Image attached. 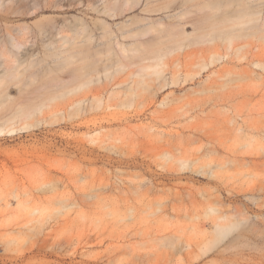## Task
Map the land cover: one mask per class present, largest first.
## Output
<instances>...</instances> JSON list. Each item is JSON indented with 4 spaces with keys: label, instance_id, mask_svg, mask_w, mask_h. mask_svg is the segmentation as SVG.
Masks as SVG:
<instances>
[{
    "label": "rangeland",
    "instance_id": "rangeland-1",
    "mask_svg": "<svg viewBox=\"0 0 264 264\" xmlns=\"http://www.w3.org/2000/svg\"><path fill=\"white\" fill-rule=\"evenodd\" d=\"M114 1L38 0L35 9L34 0H0V38L9 26L30 24L35 38L20 53L44 59L34 68L37 77L9 78L5 100L15 108L48 101L26 122L11 125L10 114L0 113V264H199L187 251L177 253L170 238L212 234L216 220L247 218L263 233L208 264H264V30L250 23L233 29L228 21L223 29L233 30L231 41L214 32L217 17L245 9L261 10L264 27V0H140L111 16ZM9 7L24 12L8 14ZM49 19L68 25L63 34L86 29L61 57L49 56L44 44L60 37L56 29L39 33L37 22ZM133 19L173 23L183 45L158 28L123 38L119 27ZM104 25L116 33L114 54H107ZM89 35L88 55L101 73L86 93L60 96L64 85L74 86L71 72L82 56L76 50L82 39L88 45ZM118 38L129 46L144 43L148 49L139 50L148 55L168 40L166 54L126 56ZM149 64L162 74L143 69ZM45 82L35 94L33 87ZM52 93L58 97L49 100ZM83 94L91 101L79 107ZM210 205L216 210L207 215ZM4 238L14 240L5 246Z\"/></svg>",
    "mask_w": 264,
    "mask_h": 264
},
{
    "label": "bare ground",
    "instance_id": "bare-ground-1",
    "mask_svg": "<svg viewBox=\"0 0 264 264\" xmlns=\"http://www.w3.org/2000/svg\"><path fill=\"white\" fill-rule=\"evenodd\" d=\"M4 1H6V0H4ZM9 1L14 2L15 0H9ZM139 1L140 0H115L114 4L109 7L110 11L113 10V13H110V15L111 16L118 15L119 12H123L125 10L124 6L131 5V7H133ZM167 4H166V6H168ZM33 6H34L33 8H35V9L40 6V3L38 2V0H34ZM162 7H165V5ZM158 9H161V7L150 8L148 10H150V11L155 10L156 11ZM21 12H24V11H22L20 9H18V10L17 9H11V7H9L7 9L6 13L12 15V14L21 13ZM261 12H262L261 10L260 11L259 10L248 11L245 9V11H239V13H237V15L235 14L236 16L226 15V16H228V18L222 17V16H221V18L217 17L218 24L214 26L215 27L214 32L218 33L219 35H222L223 33H225L226 37L231 41L233 39V34H234L233 30L230 29L228 31H225L223 29V25L226 24L228 21L234 22L233 26H232L233 29H238V28L243 29L244 26L247 25V23L248 24L250 23L251 24L250 27H253V28L254 27H260L262 30H264V27H261V23H260ZM233 17H235L236 19H234ZM49 21H50L49 24H41V23L39 24V22L36 21L39 25V28H38L39 33H41L43 36L46 33L51 32L53 29H56L57 35H60V37L52 38V40L49 42L44 41L45 47L48 46L47 49H49V48L51 49L49 56L50 55H54V57L63 56V53L67 51V49L66 50L64 49V48H66L65 45H67V44H70V45H72V47L75 48L77 45L75 46L74 40L79 37V35L82 31L86 30L84 28H83L84 30L83 29L80 30V29H74L72 27H69V29L72 30L73 34H63L65 27H68V25H62L60 27V25L58 24L57 21L52 20V19H49ZM174 23H177V22H174ZM252 23H253V25H252ZM169 24L171 26L174 25L173 23L172 24L169 23ZM167 25L168 24H166L164 22H158V24L145 22V24H143V23H141V20L133 19L130 24H122L119 27V30L121 31L123 38H125L127 36H133L135 38H140L142 36H144V37L146 35L148 36V33L150 35V32H152L154 29L158 28L159 31L162 32V35L165 36L167 39H169V41L174 40L175 44H177L176 46H178V45L182 46L184 39L183 38L177 39L176 37L178 36V34L175 33L174 27H171L169 25L167 26ZM33 30L35 31V29H33V27L30 26V24L12 25V26H9V28L7 30V34L5 35V37L0 38V65L3 66V69H4L3 72L0 74V94L2 95V97L0 95V97H1L0 98V113H1V111H3L7 114H10L7 116L5 122L11 123V125L13 124V121H16V120L21 121V122H23V121L26 122V121H29L30 118H33V117L35 118L36 117L35 115H37L38 112H41L43 107L48 104V101L45 99L46 102H45V100H41L40 102L36 101V102L28 103L26 105H21V106H18L17 108H15L16 106L13 107V103L11 105L8 103L9 101H7V99L5 100V98L9 97V95L4 94L5 88L8 89V87L6 85L9 82V78L24 77V79L20 78L21 80L16 79V82H17V80H18V82H21V81L23 82V80L26 81V79H27L26 77H37V72L34 70V68L40 66L42 63L41 61L44 60V59L43 60L40 59L39 61H37L38 58L35 56V53L34 54L28 53V55L26 54L27 56H25V55L22 56L20 53V49L23 46H27V44L32 40L31 37L35 38L34 34H36V32H34ZM154 31H156V30H154ZM163 32L165 34H163ZM152 33H154V32H152ZM38 34H37V36H38ZM113 35H116L114 30L111 29L110 26L104 25L103 38H106V40H107V42H106L108 45V53L107 54H109V52H111L112 50H113L112 51L113 54L115 53L114 48L112 46L113 41H111L113 39ZM87 37H88L87 41H89L92 38V35H89ZM116 37H118V36H116ZM84 39H85V37H84ZM91 40L88 42V45L85 46V43H87V42L83 43L84 40L82 39V43H81L79 49L76 50L78 52V54H77L78 56L82 55L81 56L82 58L80 57L81 60L77 59L76 62H78V60H79L81 63L78 62L75 67L73 66V69L71 68L72 69V72H71L72 75L71 76H72V81L74 83L73 84L74 86L71 89H69V88L66 89V87L64 85L63 89L66 91H63L60 94V96L61 95L65 96L67 93H70L72 91H77V92L79 91V92H81L80 94H82L83 93L82 91L89 89L88 87L90 86V84L95 81V79H96L95 76H99V74L101 73V72L99 73L100 70H98L99 68L96 65L97 62L90 60L91 53L88 55V52H91V51H89L90 47H88V46H90L89 44H90ZM117 41H118V44L120 45L122 51L124 53H126V56H129L130 51L134 52V51L138 50L142 54L146 53V51L148 52V50H146V49H145L146 51L142 52V50H144V48L148 49V47H149V46L144 47L145 46L144 43L142 44L144 48L139 50L140 48H142V47H140L142 45H141V42L139 43V41L137 43L131 44L130 46H129V44L125 43L124 41H122L119 38ZM79 42H81V41H79ZM159 42L161 44L163 42V44L165 45V43H167L168 40L165 43H164V41H159ZM155 44H154V46H155ZM164 45L163 46L160 45L161 48H160V46L156 47L157 46L156 45L155 47L159 48V49H157L158 50L157 51L156 48H154V46L152 44L153 47H151V45H150V47H151L150 49L152 52H154L153 55H151L152 52L150 53V51H149V53H150L149 55H148V53H146L144 55H146L147 57L149 56L152 59L154 58L155 60H160L166 54V52L162 51ZM167 50L169 51V49H165V51H167ZM77 52H75V53H77ZM84 52H87V53H86V55L84 54V57H83L82 53H84ZM75 53L73 54V57H75ZM142 54H140V55L142 56ZM110 55H111V53H110ZM110 55H109V57L112 58L113 55H111V56ZM132 55L136 56L137 53L136 54L132 53ZM149 57H148V59H149ZM72 62L74 63V61H72ZM120 63H121V61H119V65H120ZM105 67L106 68H103V69L106 70L108 68V66H105ZM149 67H151V68L153 67V73L162 74L161 73L162 71L160 69H158V64H153V65L149 64L148 66L146 65L145 67H143V69H147ZM101 71H102V69H101ZM142 75L145 76V73H143ZM52 80H54V79H52ZM47 82L37 85L36 83H39L37 80V82L35 83L36 86L33 87V89H32L33 92L35 94L39 93L38 91L40 90V88L44 84L46 85L49 83V82L48 83ZM175 82L173 80V84ZM177 83H179V82L177 81ZM8 84H10V83H8ZM20 85H21V83H20ZM28 85H30V83ZM148 85L149 84L143 80V86L147 87ZM53 86L54 85H52V87ZM23 87H24V84H23ZM22 88H21V90H22ZM25 88H27V86H25ZM28 88H29V86H28ZM83 88L85 90H83ZM148 88H151V87H148ZM69 90H71V91H69ZM24 91H27V90L25 89ZM86 91L84 93H86ZM5 93H7V91ZM21 93H23V91ZM3 95H4V97H3ZM5 95L8 97H5ZM40 95H37V97L35 96V99L38 100ZM51 95H52V97H50V96L48 97L49 100L54 99L55 97H58L57 93H52ZM90 98L91 97H89V96H84V94L82 96L79 95V98L76 100V102L78 103V106L80 107V105H82L83 103L88 102V101L90 102L91 101ZM6 103H8V104H6ZM4 105H6V106H4ZM7 105H9V106L11 105L9 108H7L8 110L5 108V107H7ZM11 107L14 108V110L13 109L11 110L10 109ZM6 111H12V112L8 113ZM1 115L2 114H0V116ZM27 124L31 125L32 123L27 122ZM8 127L11 128L10 126H8ZM4 130L5 129L1 126L0 132H3ZM8 130H11V129H8ZM209 171L214 172L212 170H209ZM252 198L257 202L259 201V196H257L254 193H252ZM60 203L63 204L64 208L69 206V204L65 203V200H60ZM157 204L160 206V205H162V202L158 201ZM209 208H211L212 210L208 211L207 215H211L212 212H214L216 210V207L213 205H210ZM39 211L40 210L38 208H36L33 211V213L39 212ZM59 211H61V209H59ZM256 216H258V215H256ZM218 217L219 218H223V217L226 218L225 215H219ZM197 232H199V234H201V235L199 236V234H195V235H193L194 237H192V235L188 236V235L175 234L174 238L173 237H171V238L169 237V238H170V241L173 244V246L178 248V249L175 248L177 253L187 251L186 254L190 255V260L192 259V262L197 261L199 264H208L209 261H213V259L216 256L218 257V256L224 254L230 248L232 250V247L233 248L236 247L238 245V243H240L241 240L245 237H250V235L254 236V235H259V233H263L262 226L260 224H257L255 220L253 221V220H250L249 218L245 219L241 223L238 221H230L228 223H222V222L216 220L212 226V231H211L212 234L205 235L206 234L205 230H203L202 232H200V230H199ZM208 235H211V236L208 237ZM229 236H230V238L228 240H225ZM261 236H263V235L261 234ZM204 237H207V238L205 239ZM13 240L14 239L4 238L3 240H1V243L3 241V244L5 246H9V244ZM190 260H189V262H190Z\"/></svg>",
    "mask_w": 264,
    "mask_h": 264
}]
</instances>
